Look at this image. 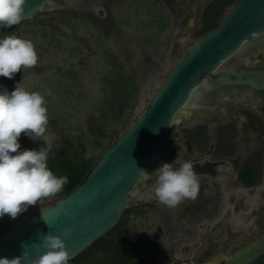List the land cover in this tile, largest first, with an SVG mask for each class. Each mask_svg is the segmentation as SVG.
Listing matches in <instances>:
<instances>
[{
	"label": "rangeland",
	"instance_id": "obj_1",
	"mask_svg": "<svg viewBox=\"0 0 264 264\" xmlns=\"http://www.w3.org/2000/svg\"><path fill=\"white\" fill-rule=\"evenodd\" d=\"M233 2L229 0L223 5L217 0H53L35 14H39L37 18L33 15L15 29H7L0 38L15 34L31 41L38 59L34 67H22L12 79L0 77V89L11 92L21 83L26 91L44 97L48 115L46 132L41 137H33L36 141L21 133L19 151L39 150L45 145L49 151H54L68 143L75 152L81 150L85 159L93 164L150 101L179 58L180 44L190 46L200 38L202 17L209 6L223 5L217 15L220 21ZM259 61L264 62V55L255 59L244 57L241 63L246 67L264 64ZM118 72L124 81L116 79ZM125 99L127 104L118 114V101ZM214 101L213 105H204L209 112L204 109L193 114L184 111L182 120L173 121L161 151L154 158L155 170L179 156L192 164L203 156L192 149L193 144L187 143L190 130L204 124L211 144L217 119L222 117L228 121L232 117L228 104L217 103V98ZM173 148L176 150L171 154L169 149ZM198 165H203V159ZM260 167L262 175L254 179L250 191L245 189L249 186L239 183L232 187L234 170L215 167L216 174L217 170L222 173L220 181L229 182V186L217 185V175L214 179L199 175L197 197L178 204H214L219 188L221 208L217 217L214 212L206 213L217 219L203 221L201 225L211 233L216 228L235 233L236 242L217 257V264L228 260L246 240L253 241L264 233V224L257 223L255 217L250 219L249 215L251 210L264 205V196H261L264 160ZM154 184L155 177L146 176L141 189L130 191L128 198L132 205L125 211L124 224L116 233L112 232L111 237L117 234L124 240L135 238L138 241L140 249L133 264H169L168 256L172 253L177 261L192 264L191 251L183 249L191 245L184 235L190 224L178 220V205L168 207L157 200ZM53 199L56 198L41 199L20 214L17 221L33 208ZM244 217L247 219L242 223ZM170 237L174 239V247L168 244ZM223 244L221 240L222 248Z\"/></svg>",
	"mask_w": 264,
	"mask_h": 264
},
{
	"label": "water",
	"instance_id": "obj_2",
	"mask_svg": "<svg viewBox=\"0 0 264 264\" xmlns=\"http://www.w3.org/2000/svg\"><path fill=\"white\" fill-rule=\"evenodd\" d=\"M52 2L26 0L22 21ZM11 27H0V33ZM263 42L264 0H235L213 30L190 46L180 44L179 58L150 101L99 155L81 182L65 195L33 208L0 234V258L19 257L24 251L33 257L42 254V235L49 232L64 239L65 250L73 258L105 234L130 205V191L145 181L140 170L155 173L154 158L173 121L182 120L184 111L197 112L229 77L228 71L220 70L223 65L236 60L238 71H231L234 81L264 89V67L241 63L244 57L255 59ZM253 264H264V254Z\"/></svg>",
	"mask_w": 264,
	"mask_h": 264
},
{
	"label": "clouds",
	"instance_id": "obj_3",
	"mask_svg": "<svg viewBox=\"0 0 264 264\" xmlns=\"http://www.w3.org/2000/svg\"><path fill=\"white\" fill-rule=\"evenodd\" d=\"M25 13L26 0H0V27L19 24ZM37 59L31 41L15 34L0 38V77L12 79L22 67H34ZM47 124L46 102L41 94L26 91L21 83L11 92L0 89V218L7 215L16 219L29 206L61 192L68 183L66 175L57 177L49 170L46 145L39 150L19 151L21 133L36 141L33 137L44 135ZM140 173L155 177L154 195L168 207L185 199L194 200L199 193V174L191 161L180 156L172 163H163L154 174ZM39 246L45 250L40 255L33 257L24 251L19 257L0 258V264H69L71 257L60 235H42Z\"/></svg>",
	"mask_w": 264,
	"mask_h": 264
},
{
	"label": "flooded vegetation",
	"instance_id": "obj_4",
	"mask_svg": "<svg viewBox=\"0 0 264 264\" xmlns=\"http://www.w3.org/2000/svg\"><path fill=\"white\" fill-rule=\"evenodd\" d=\"M262 46L261 52L257 53L255 58L264 55V42ZM258 63L264 62L259 61ZM236 64V60L232 59L223 65L220 70L225 73L228 71L230 73L229 77L225 78L219 86L217 85V92L211 94V97L204 102V105H213L215 103L214 100L217 98V103L224 102L230 106L232 117L228 121H225L222 117L217 119V123L213 127L214 143L209 144V137L204 124L196 125V128L194 127V129L190 130L191 132H189L186 139L187 143L193 144L191 147L194 151H197L198 154L203 153V156L200 155L196 160L194 159L195 171L199 175L207 176L209 179H214L217 175V185L223 183L226 187L230 183L220 181L222 173L217 170L216 174L214 171L215 167L217 169L228 167V169L234 170L235 176L231 182L232 187L238 183L243 186L246 184L241 179L248 180L251 177H254V179L261 177L260 165L264 160V89L257 90L248 85L236 83L232 75L233 70L236 73L238 71L239 66ZM256 67H264V64H255L253 66V68ZM202 109L206 112L210 111L204 106L199 110ZM206 121L210 122V119L206 118ZM175 150V148L169 149V152L173 154ZM202 159L203 165H198L199 160ZM252 183L253 181L246 185L249 187L245 189H249V191L253 189ZM138 189H141V187H138ZM216 194L217 200L214 201V204L203 202L176 206L180 208L177 210L179 211L178 220L190 224L184 235L189 239L191 245L189 246L190 248L185 246L183 249H186V252L191 251L192 256L189 258H191L192 264H217V257L219 258L225 254L226 247L236 242L234 241L236 238L235 233H225L222 229L217 230V228L214 233H211V231L206 230L205 226L201 225L203 221L209 222L213 218L217 219V211L221 208L219 188H217L215 198ZM261 196H264V192L261 193ZM131 205L130 203L121 212V215ZM212 212H214L216 217L206 215V213ZM249 215L251 216L250 219L255 217L257 223L261 222L264 224V205H259L256 210H251ZM225 216L226 218L228 217L227 214ZM246 219L247 217L242 218L241 222L243 223ZM244 235L242 234L241 236ZM226 238L227 240H225ZM221 240L224 242L223 248L220 245ZM173 242L174 239L170 237L169 246L174 247ZM263 254L264 233L253 241L247 242L246 240V244L235 249L229 259L223 264H253ZM254 255H256L257 259L254 258ZM168 262L169 264H189V262L177 261L174 253L168 256Z\"/></svg>",
	"mask_w": 264,
	"mask_h": 264
},
{
	"label": "trees",
	"instance_id": "obj_5",
	"mask_svg": "<svg viewBox=\"0 0 264 264\" xmlns=\"http://www.w3.org/2000/svg\"><path fill=\"white\" fill-rule=\"evenodd\" d=\"M227 1L229 0H217V2H220V4L222 3L223 5L226 4ZM220 4L219 6H209L207 13H204L199 30L200 37L213 30L220 22L218 21L217 16L221 13L223 8V5ZM38 16L39 14L33 16V18H37ZM21 23L22 22L12 26L8 29V31L15 29ZM3 33H5V31L0 33V35ZM116 75V79H118L119 82L125 80V78H121L120 72ZM118 102L120 106L117 112L118 114H121L124 110V106L127 104V99H125V101L120 100ZM47 165L49 170H51L57 177L65 175L68 177V183L63 186V190L54 196H50L52 198H58L76 187L93 164L85 159L81 150L79 152H75V150L70 147L68 143H66L64 144V148L60 147L54 151H49ZM241 180L244 184L248 185L254 181V177L248 178V180ZM124 214L125 212L105 234L94 240L78 255L71 258L69 260V264H133L135 254L140 249L138 241L135 238L124 240L117 234H114V237H111V233H116L118 228L124 224ZM18 217L14 220L7 215L0 218V234L10 229V227L17 221ZM121 231L123 232V230Z\"/></svg>",
	"mask_w": 264,
	"mask_h": 264
}]
</instances>
